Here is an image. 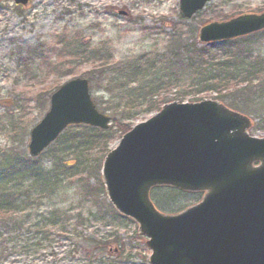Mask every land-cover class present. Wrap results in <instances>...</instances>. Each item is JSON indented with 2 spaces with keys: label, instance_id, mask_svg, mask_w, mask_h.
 I'll use <instances>...</instances> for the list:
<instances>
[{
  "label": "rangeland",
  "instance_id": "374dc122",
  "mask_svg": "<svg viewBox=\"0 0 264 264\" xmlns=\"http://www.w3.org/2000/svg\"><path fill=\"white\" fill-rule=\"evenodd\" d=\"M263 9L264 0H211L194 17L181 21L180 0H29L27 5L0 0V169L3 159L11 165L16 156H29L31 129L50 106L47 90L41 91L43 97L38 95L39 82L46 83L45 89L55 90L78 76L92 75V99L99 110L112 117V123L107 130L70 125L39 156L44 172L57 174L65 170L66 174L56 179L65 189L58 201L66 205L72 197H84L88 183H96L94 168L122 137L119 124L133 127L157 112L150 108L152 101L217 98L251 115L259 126L254 133L264 136V65H260L264 62V31L207 49L198 38L199 28L211 20ZM178 29H183V36L176 40L188 47L180 49L177 57L169 53L168 46L175 43L173 35ZM75 48L84 49L87 55L99 50L107 60L106 69L92 73L93 65L86 58H77ZM202 59L227 65L229 69L218 67L213 75L227 72L224 77L235 81L239 88L243 84L239 80L252 76V91L242 95L224 90L227 96L218 98L219 90L201 79ZM146 61L154 64L158 73L152 69L140 83L145 92L155 94L145 100L131 94L139 83L130 75V69ZM258 66L263 70L251 74ZM236 72L237 78L233 79ZM60 163L78 167L60 171ZM85 177L87 182L83 181ZM156 191L152 192L153 199L166 212L179 211L200 199V195L183 192L172 198L167 188ZM99 202L96 205L101 204L105 218L94 227L85 226V233L91 235L96 230L97 238L110 240L105 255L92 247L89 254L85 251L72 258L66 253V243L54 249V257L23 260L26 255H18L0 264H152L147 237L138 232L137 224L116 216L108 205Z\"/></svg>",
  "mask_w": 264,
  "mask_h": 264
},
{
  "label": "water",
  "instance_id": "95a60500",
  "mask_svg": "<svg viewBox=\"0 0 264 264\" xmlns=\"http://www.w3.org/2000/svg\"><path fill=\"white\" fill-rule=\"evenodd\" d=\"M29 0H15L27 4ZM210 0H180L192 18ZM264 30V10L211 20L198 31L211 44ZM108 129L87 78L62 84L31 130L29 153L40 155L70 124ZM252 119L218 99L170 101L136 124L106 155L101 171L114 208L147 236L152 264H264V136L249 133ZM203 193L167 213L151 197L156 187Z\"/></svg>",
  "mask_w": 264,
  "mask_h": 264
},
{
  "label": "trees",
  "instance_id": "16d2710c",
  "mask_svg": "<svg viewBox=\"0 0 264 264\" xmlns=\"http://www.w3.org/2000/svg\"><path fill=\"white\" fill-rule=\"evenodd\" d=\"M179 18L181 21L186 20L182 14H180ZM181 31H183V29L177 30V33L173 35L175 43L168 46L169 53H176L177 57L180 55V49L188 47L186 44L184 45L182 41L176 40L178 36H183ZM251 36L252 35L245 37L248 38ZM229 42H234V40ZM225 43L228 42L204 44L205 46L203 47L205 49L215 47L216 45L220 47L221 44L224 45ZM79 49L75 48L73 54H78L76 56L77 58H86V61H89V63L93 65L92 73L95 71H104L106 69L107 60L103 58V54H100L99 50H93L94 52L87 55L84 49ZM260 65H264V62H260ZM200 67L202 70L201 79L214 89L219 90L218 98H222L226 95L223 94L224 90H226L228 94L233 91L234 93H241L242 95L252 91V80L254 78L252 79L250 75L245 76L250 79L239 80L240 83H243L241 84V88H239L238 84L234 83L235 81L231 82L227 77H224V74L227 72H220L219 74L213 75V70H216L218 67L219 69H229L227 65L220 66L219 62L217 63L214 60L209 62L206 59H202ZM152 69L155 73H158V68L155 67L154 64L150 65L148 61H146V63H141L139 67H131L130 75L139 83L138 87H134L130 90L133 92L130 93L134 94L132 96H137V98L139 96L145 100L150 96L151 99L153 98L155 95L152 94L153 91L150 93L147 91L145 92L144 88L140 85V83L147 78L148 72L149 74L152 72ZM252 69L254 70L251 74H254L258 69L263 70L264 68L260 69L258 66ZM237 75L238 73L236 72L233 79H236ZM88 78L90 80V88H93L94 81L92 75L88 76ZM45 84V82H39L40 94L38 93V95L42 96L43 94L41 91L47 90L45 94L50 98L54 88L45 89ZM229 85L232 86L231 89ZM240 97L241 96H239V98ZM165 102L167 101L164 98L157 102L152 101L153 104L150 108L152 110H159ZM115 121L117 120L115 119ZM119 126L122 135L132 128L129 124L121 123ZM256 127L258 128L259 126L256 125ZM38 158L39 156L31 157L26 154L16 156L11 165L7 164L6 160L3 159L5 163L2 169H0V263L8 261L11 257L18 255H26V258H21L23 260L35 258L36 256V258L54 257V249L66 243H68L66 245V253L71 257L75 256L77 253L81 255L82 252L88 251V249L91 250L92 247V249H98L100 254L105 255L103 251L110 240L105 237V239L97 238L96 230L91 235L85 233V226H88V228L90 226L94 227L105 218V213L101 204L97 207L98 203H100L99 200L102 204L105 203V205H108V209L112 210L116 216H120L113 209L111 203H108L109 201L107 202L104 193V185L100 179L102 163L97 164V167L94 168L95 174L97 175L96 183L94 185H89L88 183L84 197H72L68 200L71 201L70 204L66 205L64 204L65 202L58 201L60 194H63L65 189L58 184L59 182L56 179L58 175L66 174L64 172L65 170L62 171L63 173L57 174H54L55 172H44L39 165ZM76 167L78 166L70 165V163H60L59 169L61 171V168L72 169ZM70 177H72V175ZM83 181L87 182L88 178L85 177ZM167 190H169V197H172V195L175 197V194L181 193V191L177 189L167 188ZM155 200L158 201L159 199L155 198ZM46 202L49 205H46ZM90 202L94 204L89 206ZM43 203L45 204L44 206ZM93 207L97 209L94 210ZM29 209L31 211H29ZM13 239L15 240L13 241ZM7 243H11L10 246ZM33 247L35 248L33 249ZM47 249H50V254ZM37 251H43L44 254L42 255L44 256H38L39 254ZM89 252L90 251L85 255L89 254ZM14 262H17V260L14 259Z\"/></svg>",
  "mask_w": 264,
  "mask_h": 264
},
{
  "label": "flooded vegetation",
  "instance_id": "af4514ba",
  "mask_svg": "<svg viewBox=\"0 0 264 264\" xmlns=\"http://www.w3.org/2000/svg\"><path fill=\"white\" fill-rule=\"evenodd\" d=\"M254 126H256V123H254L250 128V135H256V133H254ZM197 195H200V198L202 197V194H197Z\"/></svg>",
  "mask_w": 264,
  "mask_h": 264
}]
</instances>
